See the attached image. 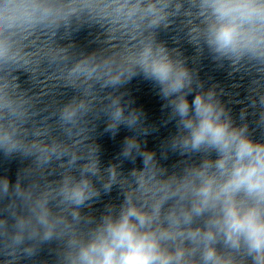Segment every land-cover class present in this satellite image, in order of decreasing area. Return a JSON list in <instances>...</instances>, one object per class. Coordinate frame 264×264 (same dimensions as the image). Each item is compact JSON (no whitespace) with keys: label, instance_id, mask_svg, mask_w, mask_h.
Here are the masks:
<instances>
[{"label":"clouds","instance_id":"1","mask_svg":"<svg viewBox=\"0 0 264 264\" xmlns=\"http://www.w3.org/2000/svg\"><path fill=\"white\" fill-rule=\"evenodd\" d=\"M176 19H188L198 52L252 74L249 107L264 127V0H0V156L27 161L14 183L0 175V264H264V139L247 108L237 123L215 86L157 40ZM85 26L96 50L70 64L65 48L42 57L64 62L74 92L48 124L19 82L34 75L23 45ZM137 76L157 89L163 124L174 122L159 156L143 139L158 126L120 91ZM101 119L113 138L133 133L108 167L94 137ZM169 154L180 157L171 171ZM138 158L141 168L121 170ZM114 186L121 203L85 211ZM44 248L51 260L38 259Z\"/></svg>","mask_w":264,"mask_h":264}]
</instances>
